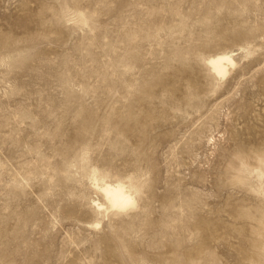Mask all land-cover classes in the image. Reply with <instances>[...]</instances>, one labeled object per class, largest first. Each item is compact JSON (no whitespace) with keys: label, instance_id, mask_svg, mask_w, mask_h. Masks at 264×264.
Listing matches in <instances>:
<instances>
[{"label":"rangeland","instance_id":"1","mask_svg":"<svg viewBox=\"0 0 264 264\" xmlns=\"http://www.w3.org/2000/svg\"><path fill=\"white\" fill-rule=\"evenodd\" d=\"M0 264H264V0H0Z\"/></svg>","mask_w":264,"mask_h":264},{"label":"bare ground","instance_id":"2","mask_svg":"<svg viewBox=\"0 0 264 264\" xmlns=\"http://www.w3.org/2000/svg\"><path fill=\"white\" fill-rule=\"evenodd\" d=\"M233 63L232 56L226 53L210 59L211 67L219 76H224L227 72V64ZM102 192L113 208L126 209L132 207L134 204V199L124 185H111L106 183L102 187Z\"/></svg>","mask_w":264,"mask_h":264}]
</instances>
